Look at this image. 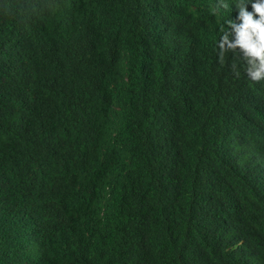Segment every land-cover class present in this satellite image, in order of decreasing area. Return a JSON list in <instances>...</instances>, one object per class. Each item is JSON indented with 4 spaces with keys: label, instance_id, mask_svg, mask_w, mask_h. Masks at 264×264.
I'll return each instance as SVG.
<instances>
[{
    "label": "trees",
    "instance_id": "16d2710c",
    "mask_svg": "<svg viewBox=\"0 0 264 264\" xmlns=\"http://www.w3.org/2000/svg\"><path fill=\"white\" fill-rule=\"evenodd\" d=\"M99 1L104 11L83 43L72 32L77 18L57 11L60 22H47L50 0H0V262L45 264L67 250L65 264H264V228L242 243L232 234L241 216L227 213L232 191L214 189L202 149L212 134L195 124L211 106L194 104L206 95L228 103L247 81L244 66L219 55L213 39L216 59L200 61L201 76L219 66L229 85L213 92L212 67L209 83L196 88L183 48L144 42L112 0ZM214 17L191 39L215 31ZM132 124L141 136L116 135ZM159 141H169L161 165L188 182L162 221L160 209L132 196L149 182L151 200L164 193L143 166ZM241 223L257 225L248 216ZM82 225L92 234L73 233Z\"/></svg>",
    "mask_w": 264,
    "mask_h": 264
},
{
    "label": "clouds",
    "instance_id": "9594fccd",
    "mask_svg": "<svg viewBox=\"0 0 264 264\" xmlns=\"http://www.w3.org/2000/svg\"><path fill=\"white\" fill-rule=\"evenodd\" d=\"M50 3L55 12H49L46 16L54 21L47 22H60L55 14L57 11L68 18H77L72 32L75 39L83 43L91 39L95 30L94 20L101 18L104 11L99 0H50ZM112 3L121 10L126 25L139 29L148 39L144 42L151 44L160 40L183 48L185 64L190 69L188 76L196 88L209 83L212 67L213 74H216L213 80L217 84L213 92L217 93L219 87L229 85L225 70L219 66L210 67L201 76L200 61L216 59L210 53L213 39L219 55L229 52L237 65L244 66L247 81L241 87H233L232 93L227 95L230 98L228 103L206 95V101L200 100L194 104L211 106L208 111H201L195 124L198 131L207 129L212 134L202 149L208 152L211 161L209 173L216 179L214 189L225 195L232 191L227 213L231 219L241 216L238 220L232 219L238 224L232 234L241 243L259 238L264 228V0H112ZM214 12L216 30L192 40V33L205 26ZM107 31L115 40L120 39V32L115 27H109ZM202 37L205 40L201 42ZM235 74L239 75V72L235 71ZM224 121V127L216 128ZM135 129L139 130L141 136V128L134 124L116 135L126 134L130 130V140H133ZM168 142L159 141L153 152L155 157L143 165L155 174L162 184L157 188H163L164 193L156 201L151 200L154 186L149 182L132 195L160 209L158 214L161 221L165 216L174 215L175 199L178 196L185 198L188 188L183 174L161 165L163 149ZM227 146L230 160L224 154ZM130 172H133L132 168L126 165V174ZM252 173H255L253 177L243 179ZM244 216L253 219L257 225L242 224ZM92 232L86 225L73 231L87 236ZM33 243L42 245L41 235L34 238ZM69 254L64 250L45 256L49 258L45 264H65ZM84 258L87 256L84 255Z\"/></svg>",
    "mask_w": 264,
    "mask_h": 264
},
{
    "label": "bare ground",
    "instance_id": "6f19581e",
    "mask_svg": "<svg viewBox=\"0 0 264 264\" xmlns=\"http://www.w3.org/2000/svg\"><path fill=\"white\" fill-rule=\"evenodd\" d=\"M254 175H255V173H252V174H250V175H247V176L244 177L243 179H249V178L253 177Z\"/></svg>",
    "mask_w": 264,
    "mask_h": 264
}]
</instances>
